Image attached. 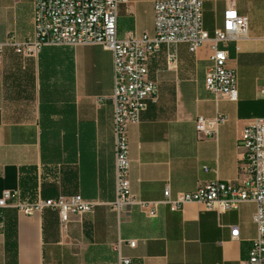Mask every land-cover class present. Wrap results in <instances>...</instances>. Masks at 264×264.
<instances>
[{"label":"crops","instance_id":"1","mask_svg":"<svg viewBox=\"0 0 264 264\" xmlns=\"http://www.w3.org/2000/svg\"><path fill=\"white\" fill-rule=\"evenodd\" d=\"M155 1L122 2L118 36H153ZM230 7L249 19L248 37L226 45L228 66L237 73V100L206 88L211 41L195 52L184 43L162 44L149 60L157 95L129 132L131 191L139 199L161 200L167 187L175 196L216 179L239 178L242 130L252 118L264 117V0H203L210 35L223 26ZM33 15V0H0V42L32 37ZM170 52L177 61L169 66ZM113 91V52L100 44L45 45L30 57L6 47L0 65V197L7 189H18L28 203L80 193L96 204L73 214L66 227L54 208L33 215L2 208L0 264H117L120 256L130 264H243L258 233L254 201L222 212L196 201L180 210L160 203L152 216L138 205L124 213L111 206L117 198ZM218 113L226 120L217 135L200 137L197 116ZM233 226L240 229L237 238Z\"/></svg>","mask_w":264,"mask_h":264},{"label":"built area","instance_id":"2","mask_svg":"<svg viewBox=\"0 0 264 264\" xmlns=\"http://www.w3.org/2000/svg\"><path fill=\"white\" fill-rule=\"evenodd\" d=\"M126 0H33L34 35L23 41L9 37L0 42V65L5 49L11 46L24 56H36L45 45L100 44L113 52L114 58V131L117 172V198L111 206L119 213L133 205L155 215L160 203L172 210H180L187 202L196 201L207 209L220 212L238 208L242 202L254 201L257 205L254 221L257 237L253 241L249 258L243 264H264V117L252 118L243 128L239 138L242 150L241 173L237 181L216 179L206 182L194 191L179 192L175 196L167 187L161 200L150 201L137 198L131 191L129 132L132 124L139 123L148 99L155 98L157 83L149 75V60L162 44L184 43L191 52L211 41L213 53L206 69V88L215 96L230 100L238 99L237 73L228 66L229 41L248 37V16L230 7L224 13L222 27L213 35L203 23V0H156L154 4L155 34L119 37L117 32L118 8ZM177 61L175 52L168 54V64ZM264 95V87L261 89ZM226 115L218 113L208 118L203 115L195 120L200 137L217 135L218 126ZM207 168V167H205ZM96 202L80 193L70 196L41 198L28 203L21 200L18 189H7L0 197V224L3 223L2 208L12 205L28 215L44 208L57 209L63 227L73 214L91 211ZM239 227L233 226L231 235L239 236ZM123 242L121 239L117 248ZM135 247V239L128 240ZM117 264H130V258L120 256Z\"/></svg>","mask_w":264,"mask_h":264}]
</instances>
